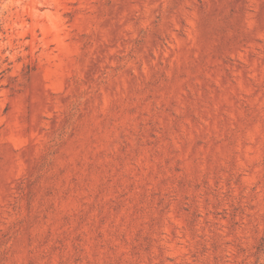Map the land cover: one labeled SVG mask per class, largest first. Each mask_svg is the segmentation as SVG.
<instances>
[{
    "label": "rangeland",
    "instance_id": "rangeland-1",
    "mask_svg": "<svg viewBox=\"0 0 264 264\" xmlns=\"http://www.w3.org/2000/svg\"><path fill=\"white\" fill-rule=\"evenodd\" d=\"M0 264H264V0H0Z\"/></svg>",
    "mask_w": 264,
    "mask_h": 264
}]
</instances>
